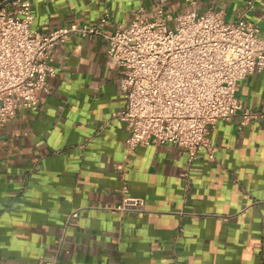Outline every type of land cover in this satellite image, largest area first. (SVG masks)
Wrapping results in <instances>:
<instances>
[{
	"label": "crops",
	"instance_id": "obj_1",
	"mask_svg": "<svg viewBox=\"0 0 264 264\" xmlns=\"http://www.w3.org/2000/svg\"><path fill=\"white\" fill-rule=\"evenodd\" d=\"M6 0H0V4ZM42 34L73 25L126 26L157 0H30ZM258 24L264 0H192ZM176 16L191 0H169ZM172 10V11H171ZM108 43L72 33L54 52L56 76L38 110L21 109L0 134V264H264V70L239 84L241 102L260 117L219 121L192 163L174 144L130 155L122 74L108 65ZM124 165V171L118 168ZM145 199V212L104 206L122 187ZM78 210L77 217L71 213Z\"/></svg>",
	"mask_w": 264,
	"mask_h": 264
},
{
	"label": "built area",
	"instance_id": "obj_2",
	"mask_svg": "<svg viewBox=\"0 0 264 264\" xmlns=\"http://www.w3.org/2000/svg\"><path fill=\"white\" fill-rule=\"evenodd\" d=\"M167 0L157 8L138 9L126 26L110 32L106 12L97 25H73L42 34L33 29L35 14L30 0H15L0 9V134L21 109L38 110L41 95L50 94L48 79L56 76L54 52L72 33L100 36L108 43V65L119 69L126 101L116 117L129 136L127 154L139 146L174 144L192 163L207 148L215 149L210 134L219 121L240 117L248 125L260 113L238 97L239 84L255 70H264V36L261 28L240 16L228 22L223 11L193 7L179 15L167 12ZM254 1L248 2L247 10ZM118 168L124 171V165ZM123 201L106 209L145 212V199L122 187ZM79 211L71 213L77 217Z\"/></svg>",
	"mask_w": 264,
	"mask_h": 264
},
{
	"label": "water",
	"instance_id": "obj_3",
	"mask_svg": "<svg viewBox=\"0 0 264 264\" xmlns=\"http://www.w3.org/2000/svg\"><path fill=\"white\" fill-rule=\"evenodd\" d=\"M15 0H6L3 3L0 4V9H2L3 7L11 4L12 2H14Z\"/></svg>",
	"mask_w": 264,
	"mask_h": 264
},
{
	"label": "rangeland",
	"instance_id": "obj_4",
	"mask_svg": "<svg viewBox=\"0 0 264 264\" xmlns=\"http://www.w3.org/2000/svg\"><path fill=\"white\" fill-rule=\"evenodd\" d=\"M168 3H169V0L166 1V3H165V7L169 9V7H168ZM171 11H172V10H171ZM228 22H231V21H228Z\"/></svg>",
	"mask_w": 264,
	"mask_h": 264
}]
</instances>
